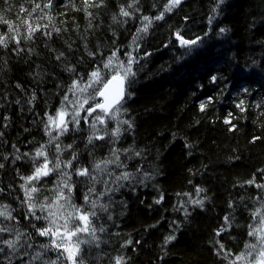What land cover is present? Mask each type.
Masks as SVG:
<instances>
[{
  "label": "trees",
  "instance_id": "16d2710c",
  "mask_svg": "<svg viewBox=\"0 0 264 264\" xmlns=\"http://www.w3.org/2000/svg\"><path fill=\"white\" fill-rule=\"evenodd\" d=\"M47 3L0 0V17L8 22H0V36H15L0 46V206L7 205L14 218L0 217V227L13 229L0 233V241L21 234L15 253L0 242V264H68L51 240L39 236L43 227L30 219L21 188V176L32 175L45 157L49 167L60 162V168L31 185L38 189L36 209L55 203L66 177L73 187L72 195L63 193L67 202L74 198L81 211L95 213L90 227L96 240L80 245L83 264H114L119 255L126 264H247L252 257L245 245L256 242L248 233L262 228L264 217V188L256 186L264 185V0H182L163 19H153L135 43L143 17L159 15L167 0ZM121 8L130 16H121ZM29 25L34 31L26 39ZM177 32L199 37L197 45L182 47ZM129 48L135 75L126 80L114 120L132 127L123 123L111 145L112 127L91 143V128L83 123L49 135L48 117L57 114L65 94L70 97L73 81L87 82L114 51L125 61ZM42 146L45 156L36 157ZM97 164L104 173H91ZM82 168L90 176L79 178ZM123 173L129 179L117 180ZM200 200L202 205L193 204ZM67 211L74 209L55 216L64 218ZM221 228L226 231L216 236ZM168 235L176 239L165 245ZM220 244L231 253L227 259ZM242 253L245 258L236 260Z\"/></svg>",
  "mask_w": 264,
  "mask_h": 264
},
{
  "label": "snow or ice",
  "instance_id": "6c2138e0",
  "mask_svg": "<svg viewBox=\"0 0 264 264\" xmlns=\"http://www.w3.org/2000/svg\"><path fill=\"white\" fill-rule=\"evenodd\" d=\"M220 2L222 3L223 0H220ZM51 3L52 0H48V3L45 4V7H51ZM133 3H138V0H133ZM182 3V0H167V3L164 6V10L163 12H161L159 15L155 16L154 18H150L148 16H144L143 17V21H145L146 23H144V26L140 29L137 30V34L133 37V43H135V41L137 39H140V33H145L148 30V27L150 26V24L152 23V20H161L164 18L165 13H169L172 12L173 9L177 8L180 4ZM84 4L85 7H98L99 5L94 3V0H84ZM40 5L37 4L36 8H39ZM129 8L133 7V4H129L128 5ZM21 11H24V9H21ZM120 15L124 16V17H129L130 13L129 11H127L125 8H121L120 9ZM115 19V17H114ZM210 22H211V17L209 18ZM0 22L3 23H8L6 20H4L3 17H0ZM8 30L9 32H13V26L9 23L8 24ZM34 30L31 28V26L29 25V35L26 37V39H31L32 35L31 33ZM225 31L224 29H221V32ZM50 35V33L48 34ZM10 39H15V36L9 37ZM9 38H5L4 36H0V46L2 47H7L8 45V39ZM175 38L177 41H179V44L182 47H186L189 48V50H191L192 46L197 45L198 41H199V37L195 40H189V39H185L179 32L175 33ZM17 43H19V41H16ZM61 56L63 55L62 53L60 54ZM128 62L127 65H125L122 62H117L116 65L113 64L114 60L118 61L117 58V53L116 51H114L112 53V55L110 57L107 58L106 62L104 63V68L108 69L109 71H112L113 68H116L115 73L112 75L111 79H108L107 81H105L103 79V75L100 69H96L93 70L89 76H88V80L87 83H84L83 86H81L82 81H76L74 80L73 83L69 86L68 88V92L72 93L73 96H76L77 91H79L80 93H85L88 92L89 88H92L95 94L89 93V95L84 96V98L82 100H80L79 98L76 99V101L71 102L69 101V96L67 94H65L63 96L62 102H61V108L57 111L56 117H52L49 116L48 117V126H52L55 125L56 128L59 130L60 134H63L64 132H66L68 130V123H75V124H79L80 120H84L86 123L88 122V117L92 116L93 113H96L97 110L99 109L100 112L103 113L102 115H95L94 120L98 121L101 124L105 123L104 117L105 116H112V118L115 117L116 113L120 112V107L119 105L121 104V101L124 99L125 96V91H124V83L126 80H128L129 77L134 76L135 74L132 71L131 68V64L134 62V58L132 57L131 53H128ZM60 56L57 57V59H59ZM68 71H74V69L69 68ZM213 82H215L216 77L213 76L212 77ZM97 84H101L102 87L101 88H96L95 86ZM116 85V89L113 90V85ZM96 96H100L104 98V102L103 103H95L93 105H89V107L87 109H85V105L89 104V100L90 99H95ZM33 99H35V97L33 96ZM211 102V98H209V103ZM68 103H73V114H72V119L71 121H68L65 119V117L68 115V113L65 110V105ZM242 103L238 104L237 107L241 108V111H243V107H242ZM205 104L201 103L200 104V109L201 111H203L205 109ZM81 112H87L86 116H81L80 113ZM231 116L232 114L229 113V118H226L224 123L226 124H231ZM57 118L59 120V123H57ZM5 119H7V117H5ZM122 123H127L129 128L132 127V125L128 122V121H122ZM91 127L93 129H96V124L92 123ZM232 128H234V125L232 127H230L229 130H232ZM120 132L119 127H117L115 129V131H113L111 133L112 136H118ZM49 135H51V133H49ZM58 138V137H57ZM93 138L95 139H103V137L101 136H90L89 137V143L92 142ZM255 139H259V137H254ZM68 147H71L70 145ZM57 151H60L59 145H57ZM27 155V153L25 154ZM36 157H41V156H45V153L43 151V146L41 147V149H38L36 152ZM113 155L115 156V151L113 152ZM20 157H17V159H19ZM5 159H7V157H5ZM35 159V158H34ZM73 159H75V154L73 155ZM119 157L116 156L115 160L112 161H105V166L108 163H116V161H118ZM65 167H71L72 166V161H67L64 165ZM4 165L0 164V168H3ZM60 168V162H57L53 167H49V162L47 160V158L45 157L44 163L43 165L37 166L35 168V171L33 172L32 175L24 177L21 176V179L24 181L23 184H21V188L24 189L25 191V197H26V201L28 203V212L30 214L34 215V210L36 208V205L32 203L33 200V193H36L38 191V189L34 186H31L33 184L34 181H39L41 176H47L49 175L50 172L59 169ZM96 169L100 170V164L96 165ZM77 174L79 176H90L89 170L87 168H82V169H78L77 170ZM92 180H95L96 177L95 176H91ZM117 180H127L129 179V174L128 173H123L120 176L116 177ZM63 186L68 188L69 193L71 192V186L68 184L67 181H63ZM247 183L249 184H253L255 183V180H250ZM257 187L260 188H264V185H256ZM89 191L91 192L92 189H89ZM198 191H202L201 189H198ZM69 199V197L65 196L62 192L59 193L58 195V200H57V207L58 208H64V205H59L58 201L59 200H65L67 201ZM88 201V196H85V202ZM160 201L157 200L156 203H159ZM193 204L195 205H202L203 201H193ZM74 211H67L66 214L65 213H61V215L64 216V226H63V231L61 232L60 229H53V228H44V229H37L38 234L40 236H49L51 238V247L55 248L57 250H61L62 249V254L64 255V258L68 261V264H83V260L80 259V245L83 243H86V241L81 240L79 238H77L75 240L74 243H72V238L73 237H77L79 233H85L87 235H90L93 240H96V229L91 228L90 224V216H94L95 213H87V212H82L80 208L75 207L74 205L71 206ZM93 207H95V204H93ZM104 207V206H101ZM52 209V204H48L47 206L45 205H40V210L41 211H48L49 216L55 215L56 213L51 211ZM0 217H3L5 220H12L14 219L11 215V212L8 209L7 205H3L0 206ZM78 217V219L81 221L82 226H75V227H70V222L73 219H76ZM37 219H40V217H36ZM228 218L225 217V222L227 223ZM51 223H54V221H50ZM261 223L264 224V217H261ZM13 229L11 227H0V233H4V232H12ZM100 231H103V229H100ZM223 231H226V229L221 228L220 230H218L216 232V236H220L221 233ZM20 233H17L16 235V239H9V240H3L0 241L2 242L4 245H6V247L8 249H10L13 253H15L17 251V244L19 242L20 239ZM57 235L60 236L61 240H68L71 246H68L64 243L58 242L57 241ZM248 235L250 237H255L256 242L252 243V244H246L245 247L246 249H249L250 251H248L246 253L247 256H251L252 259L249 261V264H264V228H254L252 230L249 231ZM176 237L175 235H168L165 237L164 240V244L167 245L169 243H171L173 240H175ZM137 243H139L137 241ZM219 243V242H217ZM132 241L129 240L127 241L125 244L122 245V247H127L128 245H131ZM98 246V245H97ZM43 247L48 248V245H44ZM219 250L221 252H225V259H227L228 256L231 255L230 252H226L224 249V245L220 244L219 246ZM0 251H3V249H0ZM27 253H25L26 255ZM40 257V253L37 252L36 256L34 257V259H39ZM245 258V254L242 253L240 256L236 257V260H241ZM52 264H55V262H52ZM114 264H126V258L123 255H119L117 257H115L114 259ZM229 264H235V261H230Z\"/></svg>",
  "mask_w": 264,
  "mask_h": 264
},
{
  "label": "rangeland",
  "instance_id": "374dc122",
  "mask_svg": "<svg viewBox=\"0 0 264 264\" xmlns=\"http://www.w3.org/2000/svg\"><path fill=\"white\" fill-rule=\"evenodd\" d=\"M144 23L145 22H143L142 23V27L144 26ZM128 53H131V55H132V49L131 48H129V51H127V53H126V55H125V61H121V60H114L113 61V64L114 65H116L117 64V62H122V63H124L125 65H127V62H128ZM100 70H101V72H102V75H107V77L109 78L110 76H112L114 73H115V71H116V68L114 67L113 68V70L112 71H109L108 69H105L104 68V66L102 67V68H100ZM126 82V81H125ZM85 83H87V82H85ZM84 84V83H83ZM83 84H81V86H83ZM96 88H101L102 87V85L101 84H97L96 86H95ZM89 93H92V94H95L94 93V91H93V89L92 88H89L88 89V92H85V93H80L79 91H77V93H76V96H73L72 95V93L71 94H69L70 95V97H69V101H71V102H74V101H76V99L77 98H79L80 100H82L83 98H84V96H87V95H89ZM96 103V98L95 99H90L89 100V104L88 105H85L84 107H85V109H87L88 107H89V105H93V104H95ZM65 110H66V112L68 113V115L65 117V119L66 120H68V121H71V119H72V114H73V103H68V104H66L65 105ZM99 115H102L103 116V114L101 113V112H99L98 113ZM80 115L81 116H86L87 115V112H81L80 113ZM94 115V116H93ZM95 115H97V114H95V113H93L92 114V116H89L88 117V122L86 123L84 120H80V123H83V125L86 127V128H91L90 130V135L91 136H93V137H95V136H101V137H103V139H104V137H105V134L103 133L104 131H109L110 129H111V127L113 128V130H111V132L108 134V137L110 138V145L112 144V140L113 141H115V139H116V136H112L111 135V133L113 132V131H115V129H116V126L117 127H122V125H123V123L121 124H119L116 120H114V118H112V116H105L104 117V120H105V123L104 124H101V123H99L98 121H95L94 120V117H95ZM53 117H56V115L55 116H53ZM57 123H59V120H58V118H57ZM92 123H95L96 124V129H93L92 127H91V124ZM76 125L77 124H75V123H68V129H69V127L70 126H72V127H76ZM125 125V124H124ZM49 128V130H50V133H51V135H54V134H60L59 133V130L56 128V126L55 125H52V126H48ZM89 130V129H88ZM67 132V131H66ZM65 133V132H64ZM107 136V135H106ZM93 139H95V138H93ZM98 140V139H97ZM100 141V140H99ZM40 165H43V163H39V165L38 166H40ZM92 170L93 169H91V173L93 174V173H95V174H100V173H104L105 172V168L102 166V168H100V170H98V169H96L95 168V170L92 172ZM90 173V174H91ZM77 176L80 178V177H86V176H79L78 174H77ZM41 177H43V176H41ZM68 178V177H67ZM91 178V177H90ZM63 179H65V181H67L68 182V179H66V177H63ZM71 186V185H70ZM71 193H69V191H68V189H64V187H62V189H60V192H62V193H65L66 191L65 190H67V194H69V195H72V192H73V187L71 186ZM33 195V194H32ZM35 198V196H33V200H32V203H33V201L35 200L34 199ZM58 200V199H57ZM57 200L55 201V203L54 204H52V209H51V211H53V212H56L57 214H59L60 213V211H63V210H66L67 208L68 209H70V205L71 206H75V204H74V202H77L74 198L72 199V200H70V201H64V200H59L58 201V204L59 205H64V208H58L57 207ZM78 202H80V201H78ZM72 203V204H71ZM27 205H28V203H27ZM38 208L36 209L35 208V210L34 211H37L38 209H39V213H38V215L37 214H35L34 213V215L33 214H31V216H30V219L32 220V222L33 223H40L41 225H42V229H44V228H53V229H60V231L62 232L63 231V226H64V223H65V220H64V218L63 217H56L55 215H52V216H49V213H48V211H41L40 210V205L39 206H37ZM76 207V206H75ZM83 212V211H82ZM36 217H40V219H37ZM50 221H54V223H51ZM76 226H82V224H81V221L78 219V217H77V221H76ZM262 228H264V224L262 225ZM40 236V235H39ZM41 238H42V240H45V242H47V243H49L50 242V240H51V238L49 237V236H41ZM57 241L58 242H61V243H64V244H66V245H68V246H71L70 245V243H69V241L68 240H61V238H60V236L59 235H57ZM77 238H79V239H81V240H87V239H90L91 238V240H93L92 239V237L90 236V235H87V234H85V233H79L78 234V236L77 237H73L72 238V243H74L75 242V240L77 239ZM60 251V253H61V255L62 256H60L61 257V261L63 260V261H67L65 258H64V255L62 254V249L61 250H59ZM251 259H249V261H250ZM249 261L247 262V264H249Z\"/></svg>",
  "mask_w": 264,
  "mask_h": 264
},
{
  "label": "water",
  "instance_id": "95a60500",
  "mask_svg": "<svg viewBox=\"0 0 264 264\" xmlns=\"http://www.w3.org/2000/svg\"><path fill=\"white\" fill-rule=\"evenodd\" d=\"M109 79H111V77H110ZM116 87H117V86L114 84V85H113V90H115ZM125 89H126V84L124 83V91H125ZM125 96H126V93H125ZM125 96H124V98H125ZM97 100H98V101L100 100L99 103H103V102H104V98H103V97H100V96H97ZM97 111H100V110L98 109Z\"/></svg>",
  "mask_w": 264,
  "mask_h": 264
}]
</instances>
